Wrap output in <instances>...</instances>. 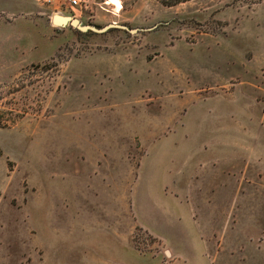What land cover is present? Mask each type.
<instances>
[{
    "label": "rangeland",
    "instance_id": "rangeland-1",
    "mask_svg": "<svg viewBox=\"0 0 264 264\" xmlns=\"http://www.w3.org/2000/svg\"><path fill=\"white\" fill-rule=\"evenodd\" d=\"M79 2L0 26V264H264V0Z\"/></svg>",
    "mask_w": 264,
    "mask_h": 264
},
{
    "label": "crops",
    "instance_id": "crops-1",
    "mask_svg": "<svg viewBox=\"0 0 264 264\" xmlns=\"http://www.w3.org/2000/svg\"><path fill=\"white\" fill-rule=\"evenodd\" d=\"M68 0H0V26L2 27H10L13 30L15 29L14 26L18 21H25L26 32L28 35L33 36V32L30 29L34 27L35 29H46L51 30L52 33L54 32V28H63L61 26H56L52 23V17L54 15H61L64 14L69 9H75L71 5V3H67ZM39 30L37 35L46 37L44 33ZM13 31L10 33L12 34ZM15 37V36H14ZM16 38V37H15ZM109 201H112V196L109 197ZM191 217V215H189ZM117 217L109 219V229L104 234H102V238L97 239L92 242L97 245L100 252L103 251H117L119 248V231H118V223ZM139 221V225L144 226L148 232L154 235L157 238L162 240V237L147 227L142 221ZM109 237V238H108ZM100 245V246H99ZM106 246V249L104 248Z\"/></svg>",
    "mask_w": 264,
    "mask_h": 264
},
{
    "label": "water",
    "instance_id": "water-1",
    "mask_svg": "<svg viewBox=\"0 0 264 264\" xmlns=\"http://www.w3.org/2000/svg\"><path fill=\"white\" fill-rule=\"evenodd\" d=\"M52 23L56 26H61V27H65L67 24H70L71 26L77 28L80 31H93L95 33H102L104 31H106L107 29H109V27H105L103 29H96L94 27H90V26H81V23L76 20V19H72L70 17H66V16H61V15H54L52 17ZM112 27V26H110Z\"/></svg>",
    "mask_w": 264,
    "mask_h": 264
},
{
    "label": "trees",
    "instance_id": "trees-1",
    "mask_svg": "<svg viewBox=\"0 0 264 264\" xmlns=\"http://www.w3.org/2000/svg\"><path fill=\"white\" fill-rule=\"evenodd\" d=\"M189 1H191V0H159L160 4L165 6V7H174L178 4L186 3Z\"/></svg>",
    "mask_w": 264,
    "mask_h": 264
},
{
    "label": "built area",
    "instance_id": "built-area-1",
    "mask_svg": "<svg viewBox=\"0 0 264 264\" xmlns=\"http://www.w3.org/2000/svg\"><path fill=\"white\" fill-rule=\"evenodd\" d=\"M70 3L73 7L79 6L80 4L79 0H71Z\"/></svg>",
    "mask_w": 264,
    "mask_h": 264
}]
</instances>
